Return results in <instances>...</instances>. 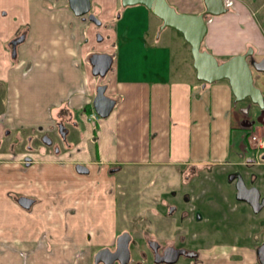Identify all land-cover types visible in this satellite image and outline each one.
<instances>
[{"label":"crops","instance_id":"1","mask_svg":"<svg viewBox=\"0 0 264 264\" xmlns=\"http://www.w3.org/2000/svg\"><path fill=\"white\" fill-rule=\"evenodd\" d=\"M18 1L21 6L25 2L26 13L21 12V19L11 18L5 39H0L3 46H0V80L8 84L3 124L10 128L48 129L53 122L51 117H66L72 113V119L76 120L75 114L79 113L94 130L90 137L89 124L84 130H78L76 125L75 133H71L73 141L56 140L58 149L55 150L42 147L40 153L33 155L35 161L25 167H33L30 168L33 170L37 165L40 170L38 178L30 179L27 184L13 180L10 166L6 168L5 184H0L6 188V195L0 198V264H88L92 246L88 236L96 238L108 232L111 237L116 215L115 195H109L110 190L107 189L106 196L112 198L104 200L98 185L76 184L79 178L91 177L93 172L107 180V184H116L114 178L118 172L133 166L191 168L193 172L214 166L237 168L246 164L256 174L259 169L264 170V152H246L251 145L249 134L264 137V128L256 125L248 129L240 124L243 115L237 106L239 101L234 100L226 79L204 83L197 80L195 74L182 75L172 68L171 58L166 54L164 66H157L159 59L154 51L166 46L159 44L164 29L159 31L161 20L155 15L159 20L158 32L144 46L142 62L133 60L138 62L136 69H130L129 58L123 56L122 60L118 58L115 70L112 54L111 66L102 77L108 80L106 95L116 100L110 113L99 119L86 109V118L82 107L90 108L95 93L91 95L90 82L100 84L92 73L90 78L87 66L93 52L84 46L89 18L76 16L67 0ZM168 3L176 9L185 3L201 6V0H174L177 6ZM91 9L94 13L99 11L96 5L93 9V4ZM2 15L0 19L6 16ZM17 27L27 32L18 48L19 62L11 64L6 42ZM143 32L148 35V29ZM29 61L32 67L24 71L23 66L26 68ZM258 80L263 82V79ZM88 140L93 145L87 146ZM250 155L255 158L253 163L248 160ZM76 163L86 165L88 173L77 172ZM17 164V172L22 173L23 166ZM1 168L3 165L0 173L4 171ZM111 168L117 169L111 172ZM51 169L56 175L48 179L44 172ZM65 178L73 179L74 183ZM33 181L36 184L31 183ZM47 182L49 186L45 185ZM58 182L71 195L68 199L65 195L62 199L57 196L49 200L53 184ZM263 183L250 186H258L263 195ZM18 194L32 199L30 207L18 205L15 199ZM227 246H216L212 250L213 259L209 262L206 257V263L257 264L255 242H249L246 250L237 241Z\"/></svg>","mask_w":264,"mask_h":264},{"label":"rangeland","instance_id":"2","mask_svg":"<svg viewBox=\"0 0 264 264\" xmlns=\"http://www.w3.org/2000/svg\"><path fill=\"white\" fill-rule=\"evenodd\" d=\"M90 1L91 4H93V9L95 5L99 8V11L95 13V16L101 21V25L95 26L91 21H88V26L86 28L87 41L84 43L87 51L114 54L112 67L115 70L117 68L118 58H121L120 60H122L123 56H125L129 58L131 62L130 69H136V66L138 67V62L133 60H139L144 55V46L152 40L153 34L156 36L158 32L157 24L159 23V20L152 15L144 5L137 4L121 7L119 0ZM169 1L171 3L174 2V0ZM184 1L188 2L190 0ZM21 4L22 3L18 0H3V2L0 3V13L6 15L3 19H0L3 28V30L0 31V39H5L7 35L6 31L8 27L11 26V18L14 21L21 19V12L24 10L26 13L25 2L23 3L24 6H21ZM173 5L175 6L176 3H173ZM225 6L227 8L229 6L226 12L215 16H208L206 22L207 30L201 43V48L206 49L216 57L219 62L224 61L233 55L241 54L247 46H251L254 49L255 58H260L264 54V0H227ZM201 7H204L203 0H201V6H189L185 3L183 6H177V9H175L181 13L197 14L200 12L199 10ZM91 12L94 13L92 9ZM2 14L0 15L3 16ZM23 16H25V14ZM145 29H148V35L146 32H143ZM97 32H100L102 34L100 35L103 36V40L100 42L96 37ZM144 39H148V42L144 41ZM159 44L166 46V50L161 48L154 51L159 59L157 61V66L159 68H162L165 64L164 58L166 54L170 56L172 68L175 71H179L182 75L190 74L193 76L195 74L196 77L190 46L179 31L170 27H165L160 34ZM0 46L3 48L1 44ZM140 61L142 62V59ZM26 65V68L24 66V70L32 67V62L29 61ZM139 65L140 67L142 66L141 63ZM87 66L91 78L93 76L91 74V65L89 62L87 63ZM110 74L111 73L108 72V75ZM252 76L254 85L261 88L263 82L259 80L254 82V78L260 80L263 78L253 75V73ZM95 80L105 86L108 81L107 78L103 80V78L99 77H96ZM90 86L92 88L91 95L93 96L97 85L96 83L93 84L90 82ZM108 91V87L105 88V94H107ZM237 106H250L249 112L253 114L258 110L256 106L251 104L249 99L237 102ZM84 115L88 118L87 112H85ZM75 119L78 130H84L86 125L89 124L90 127L88 132L90 137H93L94 126H92L87 120H84L79 113L75 114ZM99 119H101V117H99ZM5 130L6 129L2 128L0 122V133L2 132V134H5ZM257 135L260 136V134ZM12 136H14V132H12ZM237 137H240V135L237 134ZM65 138L73 141V135L71 133ZM243 143H246L245 139H243ZM91 144L92 142L88 140L87 146H91ZM92 152L94 151L92 150ZM246 152L248 153L250 150H246ZM13 160L18 163L17 160ZM14 162L11 164H2L3 168L1 169H4V171L1 170L2 172L0 173V184H5L6 177L4 176L8 174V170H6L8 166H10L9 168L14 173L13 180L15 181H22L23 184H27L32 179L38 178L37 176L39 175L40 170H38L37 165L33 170L30 169L33 167H29L28 169L23 167V172L19 173L16 169L18 164L16 163V165ZM59 166L62 165L59 164ZM237 169V175L243 179L246 186H250L253 180L252 177L257 176L258 180L261 179L259 172L256 171V174L255 170L250 167L238 166ZM192 170L193 169L191 168L183 169L168 166H133L123 168L118 172L114 178L116 184H107V180L101 178L100 175L94 174V172L91 177H85L86 179L79 178L81 180H78L76 184H93V187L98 185L101 193L100 196H102L104 200L112 198L111 196H106L109 194V190L111 193L109 195H115L118 212L117 217L121 218L118 222V227L123 224L125 213L131 211L133 208V201L141 202L146 200L145 198L160 196L161 192L167 191V188L171 186L175 189L183 186L184 189L185 187L180 184L181 182L184 184H191V186L194 184H200V188H204L205 190L200 194L202 199L208 200L210 198L217 203L228 202L231 205V207L228 206L227 210L224 208L221 212L215 211L214 214L212 213V215H210L211 217L208 220L205 219L207 217L206 214L208 209H206V207H201L202 212L205 213L202 214V218L204 219L199 224L200 228L205 229V234L202 237L201 243L203 240L207 244L215 243L214 238L211 236L209 237L208 234L211 232L215 233L216 230H218V233H221L223 231V225H226L225 223H232V221L238 223L237 226L232 227V230L236 235L234 236L236 238L235 241L241 236L245 227L243 225L245 224V221L248 222L250 226L254 227V231H256V224L261 221L263 227L262 229H258V234L264 236V207L260 212L254 214L247 203L238 201L235 198V184L231 182L232 179L228 176L233 170V167L226 168L214 166L193 172ZM44 173H46V175L48 174V179L50 175L55 174L53 173V169ZM65 179L68 182L71 181V183H74L71 178L70 181L69 178ZM81 181L85 183H80ZM31 183L36 184L34 181ZM45 185L49 186L50 184L47 182ZM53 185V192H51L52 195L48 198L49 200L54 199L57 196H61L60 198L62 199L65 195L68 199V196L71 195L61 182ZM107 189L108 192H106ZM176 190L179 191V189ZM0 192L3 193L0 194V198L2 195H6V188L3 185H0ZM222 197L224 200H222ZM105 234L106 235H103L102 233L101 235L94 234L98 235V238L88 236V239L92 241L93 249L96 248L98 244L110 240L111 237L108 232ZM222 235L223 234H219L218 239L220 240L217 241L223 240ZM224 238L229 239L230 236L228 238L225 236Z\"/></svg>","mask_w":264,"mask_h":264},{"label":"flooded vegetation","instance_id":"3","mask_svg":"<svg viewBox=\"0 0 264 264\" xmlns=\"http://www.w3.org/2000/svg\"><path fill=\"white\" fill-rule=\"evenodd\" d=\"M119 2L121 5V0H119ZM89 12L92 13L91 6ZM93 14L95 15V13ZM93 24L99 26L101 23L98 25L93 22ZM26 32V29L17 27L13 34L7 38L6 45L10 61L9 63L17 64V62H19L18 48L24 38L21 41H18V39L22 35L25 37ZM97 34H100V32H97L96 35ZM14 41L17 42L13 47ZM248 50L250 51V54L246 56V61L250 65L253 75L263 77V83L260 89L264 96V72H257L252 66L254 61L263 59L264 54L260 58H255V52L251 46H247L241 53L248 52ZM95 76L99 78L103 77L99 75ZM254 82H257V78H254ZM7 94L8 84L5 80L1 79L0 122L1 125H3L2 128L6 130L5 134H2V132L0 133V166L3 163L15 159L20 164V167H28L35 161L33 155L40 153L42 147H52L53 150L58 149L56 140H61L62 143H65V141H63L65 137L69 133H75L76 120L72 119V113L66 117H51L53 122L48 129H42L40 127L29 128L26 126L10 128L5 126L3 123L8 103ZM252 105L257 107L255 104ZM86 109H89V106H83L81 111L85 113ZM249 109L250 106H246L240 107L239 110L243 115L240 117L239 122L240 124H244V128L248 129L260 125L259 123H254L251 127L248 126L249 122L254 120L260 113L259 108L254 114L249 112ZM16 120L22 119L17 118ZM260 126L264 128V126ZM12 132H14V136H12ZM61 133H64V137ZM250 144L248 150H250V152L252 150L256 152L258 149L255 144L252 141ZM249 157L248 160L253 163L255 161L254 156L250 155ZM244 166H246V164ZM112 169L114 168H111V170ZM258 172L261 177L260 183L258 182L259 180L257 176H255L252 177L253 180L251 184H261L264 182V170L261 169ZM237 173L238 169L233 168L228 175L233 176L231 182L234 184L238 178ZM180 184L184 185L185 188L183 189V186H181L176 188L179 189V191H177L171 186L167 188V191L161 192L160 196L145 198L146 200L141 202L133 201V208L131 211L124 212L125 217L123 218V224L120 227H118V222L121 218L117 217L118 212L116 208L113 235L109 241L98 244L96 248L93 249L91 246L88 264H207L206 257L210 260L209 262H211L214 252L212 250L216 246H231L236 239L232 227L237 226L238 223L233 221L232 223H225L227 226L223 225V231L221 233H218V230H216L215 233H209V237L211 236L215 240V243L211 244L205 243L204 240L201 243L202 237L205 234V229L200 228L199 225L204 219L202 218V214H205L202 212L201 207H206V209H208L206 214L207 217L205 218L208 220L211 217L210 215H212V213L214 214L215 211L221 212L224 208L227 210L228 206L231 207V205L228 202L217 203L210 198L208 200L202 199L200 194L205 190L204 188H200V184H194L193 186H191V184H184L183 182ZM20 197L26 196L21 194L15 196L18 205L24 208L18 202ZM114 199L116 207V198ZM222 200H224L223 197ZM243 225L245 227L241 236L237 239L240 246L246 250L249 248L248 243L251 241L255 242V247L260 245L264 240V236L258 234V229H262L263 227L261 221L256 224V231H254V227L250 226L246 221ZM123 233L125 240H127V256H123L125 254L123 251L124 241L118 246L117 237ZM219 234H223L222 241H217L220 240L218 239ZM225 236L226 238L230 236V238L225 239ZM102 247H107L110 252H116L117 258L110 261V254H106L101 259L95 261V253ZM206 249H208L207 255L205 253ZM226 257H229V255L227 256L226 254ZM242 258L244 257L242 256Z\"/></svg>","mask_w":264,"mask_h":264},{"label":"water","instance_id":"4","mask_svg":"<svg viewBox=\"0 0 264 264\" xmlns=\"http://www.w3.org/2000/svg\"><path fill=\"white\" fill-rule=\"evenodd\" d=\"M69 8L76 16L86 15L96 24L100 20L93 13H90V0H67ZM144 5L153 15L161 20L159 31L165 27L173 28L179 31L185 41L190 46L193 59V67L196 71V78L204 83H212L216 80L226 79L230 86L235 101H241L248 98L252 104L260 109L259 115L251 120L248 126L259 123L264 126V96L259 87L254 85L252 70L246 61V56L250 51L236 54L228 59L219 62L216 57L206 49L201 48V43L206 34L207 17L222 14L227 11L224 0H203L204 9L197 14H186L178 12L167 0H121L123 7L129 5ZM24 38L22 35L18 41ZM97 40H102V36L97 34ZM13 42V47L15 43ZM112 54L106 52H92L89 55L88 62L91 65L93 75L104 76L112 63ZM254 69L264 72V58L254 61ZM105 85H98L92 99V107L99 117H106L112 110L116 100L105 94ZM64 137V133H61ZM75 170L79 173H88V168L82 163L75 164ZM117 168L112 169L115 171ZM233 176H230L232 179ZM264 192V189H263ZM235 198L246 202L254 213H258L264 207V194L258 186H246L243 179L238 176L235 183ZM18 202L24 208L30 207L32 199L29 197H20ZM118 246L124 241V255L127 256V240L124 233L118 237ZM257 264H264V240L255 249ZM110 254L111 260L117 258L116 252H110L107 247L98 249L95 253V261L101 259L104 255ZM110 263V262H109Z\"/></svg>","mask_w":264,"mask_h":264},{"label":"built area","instance_id":"5","mask_svg":"<svg viewBox=\"0 0 264 264\" xmlns=\"http://www.w3.org/2000/svg\"><path fill=\"white\" fill-rule=\"evenodd\" d=\"M250 141H252L257 149L264 150V138L262 136H258L257 134H250Z\"/></svg>","mask_w":264,"mask_h":264},{"label":"trees","instance_id":"6","mask_svg":"<svg viewBox=\"0 0 264 264\" xmlns=\"http://www.w3.org/2000/svg\"><path fill=\"white\" fill-rule=\"evenodd\" d=\"M87 111H90V109H88Z\"/></svg>","mask_w":264,"mask_h":264}]
</instances>
